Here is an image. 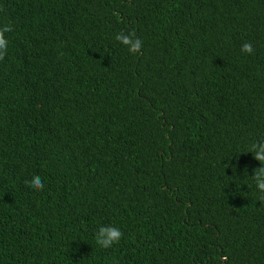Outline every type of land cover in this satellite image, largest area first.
<instances>
[{"label":"trees","instance_id":"1","mask_svg":"<svg viewBox=\"0 0 264 264\" xmlns=\"http://www.w3.org/2000/svg\"><path fill=\"white\" fill-rule=\"evenodd\" d=\"M4 25L0 264H264V0H0Z\"/></svg>","mask_w":264,"mask_h":264},{"label":"clouds","instance_id":"2","mask_svg":"<svg viewBox=\"0 0 264 264\" xmlns=\"http://www.w3.org/2000/svg\"><path fill=\"white\" fill-rule=\"evenodd\" d=\"M11 31V25H4L3 28H0V49H6L7 51V40L4 37V33ZM135 37V32L125 35L120 33L116 36V39L128 46L130 52H139L142 46V42L139 39H133ZM243 52L251 54L253 52L252 45L250 43H245L242 45ZM5 53L0 52V60L4 58ZM260 158V157H258ZM261 162L264 163V158H261ZM259 175V173H257ZM30 187L34 190H42L44 185L41 184V178L39 176H34L33 179L28 182ZM260 188L264 190V184L260 185ZM264 199V196L261 197ZM123 233L118 228H108L101 229V233L96 234V242L103 248H109L113 244L118 243L121 239Z\"/></svg>","mask_w":264,"mask_h":264}]
</instances>
